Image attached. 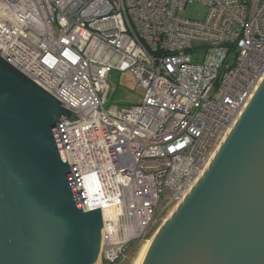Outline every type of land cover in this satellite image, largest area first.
<instances>
[{"label": "built area", "instance_id": "2783aa9c", "mask_svg": "<svg viewBox=\"0 0 264 264\" xmlns=\"http://www.w3.org/2000/svg\"><path fill=\"white\" fill-rule=\"evenodd\" d=\"M203 20L184 19L188 5ZM0 56L78 118L57 135L84 211L96 179L99 264H121L164 191L179 203L264 76V0H0ZM112 72L143 91L105 109Z\"/></svg>", "mask_w": 264, "mask_h": 264}, {"label": "water", "instance_id": "95a60500", "mask_svg": "<svg viewBox=\"0 0 264 264\" xmlns=\"http://www.w3.org/2000/svg\"><path fill=\"white\" fill-rule=\"evenodd\" d=\"M138 264H264V76ZM78 118L0 56V264H96V179L84 211L57 135Z\"/></svg>", "mask_w": 264, "mask_h": 264}, {"label": "rangeland", "instance_id": "374dc122", "mask_svg": "<svg viewBox=\"0 0 264 264\" xmlns=\"http://www.w3.org/2000/svg\"><path fill=\"white\" fill-rule=\"evenodd\" d=\"M178 15L184 19L201 21L206 15V9L198 5H188L179 11ZM111 90L107 97L105 109L113 106L120 108L124 106L137 105L143 98V91L137 83L134 76L129 73L112 72L110 75ZM169 203L168 191H164L158 206L155 210L154 221L150 225L147 233L140 240L132 242L126 252V256L121 264H134L138 258L142 247L146 241L150 240L158 227L166 220L174 210L176 204L167 205Z\"/></svg>", "mask_w": 264, "mask_h": 264}, {"label": "bare ground", "instance_id": "6f19581e", "mask_svg": "<svg viewBox=\"0 0 264 264\" xmlns=\"http://www.w3.org/2000/svg\"><path fill=\"white\" fill-rule=\"evenodd\" d=\"M151 239L146 241L145 245L142 247V249L140 251V254H139L138 258L136 259V261L134 262V264H138V262L140 261L141 257L143 256L144 252L146 251L147 247L149 246V244L151 242ZM96 264H99V262H97Z\"/></svg>", "mask_w": 264, "mask_h": 264}]
</instances>
